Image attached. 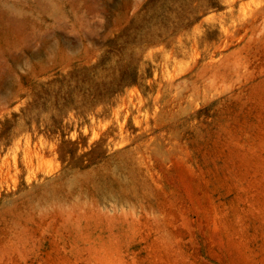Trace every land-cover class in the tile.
<instances>
[{"label":"rangeland","instance_id":"1","mask_svg":"<svg viewBox=\"0 0 264 264\" xmlns=\"http://www.w3.org/2000/svg\"><path fill=\"white\" fill-rule=\"evenodd\" d=\"M0 264H264V0H0Z\"/></svg>","mask_w":264,"mask_h":264}]
</instances>
